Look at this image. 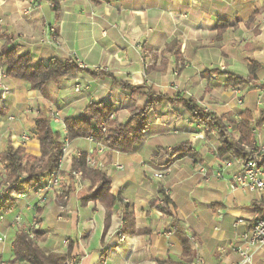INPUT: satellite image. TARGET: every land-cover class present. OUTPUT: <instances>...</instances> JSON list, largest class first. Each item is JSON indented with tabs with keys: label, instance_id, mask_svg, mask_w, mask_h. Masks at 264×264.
<instances>
[{
	"label": "crops",
	"instance_id": "0c3cea01",
	"mask_svg": "<svg viewBox=\"0 0 264 264\" xmlns=\"http://www.w3.org/2000/svg\"><path fill=\"white\" fill-rule=\"evenodd\" d=\"M4 47L28 55L34 66L71 60L81 71L39 90L7 76L0 65V82L9 90H0V155L11 145L39 157L35 119L42 114L61 142L65 120L79 117L89 103L114 108L111 127L127 123L147 93L190 98L225 124L244 113L253 121L264 118V0H0V55ZM110 75L129 88L113 85ZM229 75L249 82L231 88ZM251 133L252 148L264 147V124ZM182 143L193 158L171 157ZM219 148L216 132L208 134L184 108L165 103L149 114L143 142L128 154L88 138L70 141L71 151L92 154L110 179L115 201L107 226L106 208L85 201L89 181L69 177L70 155L61 165L65 200L55 190L43 201L30 191L6 212L4 228L12 242V217L19 213L28 229V206H34L39 249L69 252L68 264H236L240 235L264 218V191L231 189L236 164L216 176L218 161L228 157H219ZM155 173L162 178L154 179ZM250 264H264V245L253 251Z\"/></svg>",
	"mask_w": 264,
	"mask_h": 264
},
{
	"label": "trees",
	"instance_id": "16d2710c",
	"mask_svg": "<svg viewBox=\"0 0 264 264\" xmlns=\"http://www.w3.org/2000/svg\"><path fill=\"white\" fill-rule=\"evenodd\" d=\"M221 31V27L217 28ZM168 48L167 51L171 52ZM0 65L6 67V75L27 82L32 89L42 90L45 86L59 79L77 74L81 70L75 62L69 60L60 62L56 59L49 60L45 65L34 66L28 55H18L15 47H4L0 55ZM253 68L249 67L250 75ZM112 84L121 88H129L123 82H116L113 77ZM249 80L229 75L227 84L231 88L248 83ZM168 103L171 106L182 107L186 110L191 120L205 129L207 133L214 131L220 139L219 157L225 158L230 154L242 161L252 160L246 153L247 148L253 146L251 129H259L264 124V118L253 121L249 113H244L240 120L227 122L213 113L206 112L197 103L181 95L168 96L163 94L147 93L146 103L142 107L132 108L129 112L130 119L125 124L107 126L114 108L104 102L89 103L83 113L77 118H67L64 122L66 137L69 141L81 138H91L101 143L105 150L122 154L132 152L134 147L144 140V132L149 124V114L157 111ZM0 113L2 111L0 110ZM227 125L229 128H227ZM105 126V131L102 130ZM36 139L39 143V157L25 154L24 149L8 145L5 152L0 155V163L6 168L5 174H0V195L3 203L1 212H9L15 203L14 195L32 189L48 179V175L58 168V158L61 155L60 134L51 127L49 118L42 114L35 119ZM236 136H235V135ZM86 155L73 158L70 170L77 171L82 179L91 184L90 195L85 201H97L106 208V226L109 223L110 211L115 198L110 194V179L102 170L89 169L86 165ZM171 157L193 158L195 152L188 143H182L170 151ZM6 192L4 195L3 193ZM165 207L169 205L167 196L160 192ZM3 195V196H2ZM165 209V208H164ZM162 209V210H164ZM124 208V214L126 212ZM124 220H127L124 217ZM11 263L26 262L27 264H68L70 253L64 256L44 254L36 242L29 239L23 232H16L12 241Z\"/></svg>",
	"mask_w": 264,
	"mask_h": 264
},
{
	"label": "built area",
	"instance_id": "2783aa9c",
	"mask_svg": "<svg viewBox=\"0 0 264 264\" xmlns=\"http://www.w3.org/2000/svg\"><path fill=\"white\" fill-rule=\"evenodd\" d=\"M191 2H196L197 0H190ZM47 32L50 34L54 33L53 28H48ZM0 90L3 94H8V88L0 82ZM75 92H79V87H74ZM242 97V96H241ZM237 100L238 104H242V98ZM50 116L52 120L58 122L57 114L54 112H50ZM12 120L11 117H9ZM105 131V126L102 128ZM66 134V133H65ZM92 140L91 138H88ZM246 153L252 156V160L249 161H242L238 159L235 155L230 154L225 159H220L218 164L216 165V176L221 177L228 169L233 166L234 164L239 166V169L233 173L230 177V188L231 189H244L251 192L254 191H264V147L258 148H247ZM83 153L79 149H74L71 151L70 149V141L65 136L61 141V155L58 158V168L52 171L48 175L47 181L44 183L29 189L27 191L19 192L14 195L16 199H24L27 194L33 192L34 194L40 197V201L44 200V195L51 190L57 191V193L62 196L63 200H65V196L61 192V165L68 158L72 155V158H79ZM86 165L89 169H102L101 163L96 160V158L92 154L86 155ZM117 169L121 170V166H117ZM204 173V171L202 170ZM69 177L77 183L81 181V176L77 171L69 170L68 172ZM161 173H155L153 175L154 179L162 178ZM6 192H4L5 194ZM3 196V195H2ZM3 203L2 197L0 195V205ZM13 207V206H12ZM12 207L10 211L12 210ZM30 210L33 211V216L31 217L29 228L23 229V233L27 234L29 239L35 241L37 243V239L39 238V221L35 215V208L34 206H28ZM60 210L63 211L64 207L60 206ZM6 213L0 211V246L4 245L7 235L4 228V221H5ZM9 228L14 229H21L22 228V218L19 213H15L12 217ZM190 242L194 243L193 237L190 238ZM264 245V218L256 219L251 225L248 231L243 232L240 235V244L235 246V251L239 254L240 260L236 264H250L252 259V253L258 247ZM12 259L4 260L0 258V264H27L26 262H18V263H11ZM197 264L202 263L201 259H198Z\"/></svg>",
	"mask_w": 264,
	"mask_h": 264
},
{
	"label": "rangeland",
	"instance_id": "374dc122",
	"mask_svg": "<svg viewBox=\"0 0 264 264\" xmlns=\"http://www.w3.org/2000/svg\"><path fill=\"white\" fill-rule=\"evenodd\" d=\"M60 134V133H59ZM61 136V135H60ZM5 172H6V168L1 164L0 165V174H5ZM7 228H9V226H7ZM12 230H13V228H11ZM23 226H22V228L21 229H15L17 232H22L23 231ZM14 230V231H15ZM6 231V230H5ZM10 232H7L6 231V235H7V239H6V241H5V243H4V245L3 246H0V247H4V249H3V259L4 260H10L11 259V257H12V251H11V239H12V236H10ZM39 242H40V237L37 239V246H38V244H39Z\"/></svg>",
	"mask_w": 264,
	"mask_h": 264
}]
</instances>
